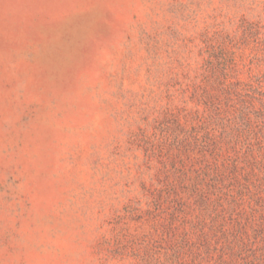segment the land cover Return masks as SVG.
Listing matches in <instances>:
<instances>
[{
  "label": "rangeland",
  "instance_id": "374dc122",
  "mask_svg": "<svg viewBox=\"0 0 264 264\" xmlns=\"http://www.w3.org/2000/svg\"><path fill=\"white\" fill-rule=\"evenodd\" d=\"M0 264H264V0H0Z\"/></svg>",
  "mask_w": 264,
  "mask_h": 264
}]
</instances>
